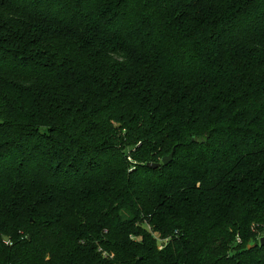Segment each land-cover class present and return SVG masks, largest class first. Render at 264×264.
<instances>
[{"label": "trees", "instance_id": "obj_1", "mask_svg": "<svg viewBox=\"0 0 264 264\" xmlns=\"http://www.w3.org/2000/svg\"><path fill=\"white\" fill-rule=\"evenodd\" d=\"M262 235L264 0H0V264H264Z\"/></svg>", "mask_w": 264, "mask_h": 264}, {"label": "water", "instance_id": "obj_2", "mask_svg": "<svg viewBox=\"0 0 264 264\" xmlns=\"http://www.w3.org/2000/svg\"><path fill=\"white\" fill-rule=\"evenodd\" d=\"M173 154H174V149L170 152V154L168 156L163 157L159 163H148V164H146V167L149 169L155 170V169H158L162 165L166 166L172 161ZM3 241L7 242V238L3 237ZM257 246L264 247V235H262L258 239V243L247 246V250L254 249Z\"/></svg>", "mask_w": 264, "mask_h": 264}, {"label": "rangeland", "instance_id": "obj_3", "mask_svg": "<svg viewBox=\"0 0 264 264\" xmlns=\"http://www.w3.org/2000/svg\"><path fill=\"white\" fill-rule=\"evenodd\" d=\"M155 239H156V242H157V244H158V246H160L162 243L158 240V237L155 235V236H153ZM258 243V242H257Z\"/></svg>", "mask_w": 264, "mask_h": 264}]
</instances>
